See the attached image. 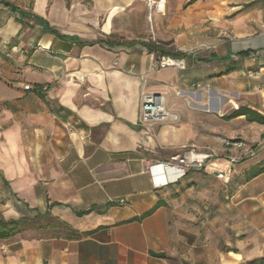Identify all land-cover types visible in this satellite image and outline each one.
Returning a JSON list of instances; mask_svg holds the SVG:
<instances>
[{
	"label": "crops",
	"instance_id": "1",
	"mask_svg": "<svg viewBox=\"0 0 264 264\" xmlns=\"http://www.w3.org/2000/svg\"><path fill=\"white\" fill-rule=\"evenodd\" d=\"M6 1L0 217L21 223L0 264H264V172L245 180L264 164V123L230 116L264 117V0ZM135 6L151 29L113 38ZM131 40L187 66L153 69L162 53ZM142 92L163 94L176 120L141 126ZM188 142L213 156L155 187L147 163Z\"/></svg>",
	"mask_w": 264,
	"mask_h": 264
},
{
	"label": "built area",
	"instance_id": "2",
	"mask_svg": "<svg viewBox=\"0 0 264 264\" xmlns=\"http://www.w3.org/2000/svg\"><path fill=\"white\" fill-rule=\"evenodd\" d=\"M155 5L156 8H159L161 0H158ZM222 35H226V33L223 32ZM151 66L153 69L166 67L185 69L187 63L183 58L169 54H162L152 61ZM141 79L144 80V76H141ZM23 87L25 89L31 88L29 84H25ZM43 89H46V86H43ZM169 120H176V118L166 108L165 97L163 94L146 92L140 94L138 123L141 126L153 129L156 124ZM220 140L224 144H230L225 138H221ZM212 156V150L199 151L194 143L188 142L180 145L179 153L173 155L170 160L147 163V170L152 184L155 187H162L183 177L190 168L203 167L205 162ZM229 160L230 163H235L238 160V157L231 156ZM232 172L233 167L230 165L223 170L217 171L215 176L224 183H227ZM169 175H174V178L170 179Z\"/></svg>",
	"mask_w": 264,
	"mask_h": 264
},
{
	"label": "trees",
	"instance_id": "3",
	"mask_svg": "<svg viewBox=\"0 0 264 264\" xmlns=\"http://www.w3.org/2000/svg\"><path fill=\"white\" fill-rule=\"evenodd\" d=\"M194 0H189V2H192ZM1 4H4L6 6H10L13 10H17V7H15L13 4L6 0H0ZM52 30V29H51ZM139 40H131L130 42H126L129 45H132ZM141 44H144L146 48L149 51H159L162 54H169L173 56H179V53L176 51H173L171 48L167 47V44L161 43V42H155L151 40H146V41H139ZM105 43L109 44H117V43H122V41L118 40H113V41H105ZM244 114L248 120L252 121H257L259 123H264V117L261 116L260 114L246 108V107H240L237 110H235L230 116H238ZM264 172V164L261 167H254L250 170H248L245 173V180H249L256 175ZM21 220H5L2 217H0V239L7 238L11 234H13L20 226Z\"/></svg>",
	"mask_w": 264,
	"mask_h": 264
},
{
	"label": "rangeland",
	"instance_id": "4",
	"mask_svg": "<svg viewBox=\"0 0 264 264\" xmlns=\"http://www.w3.org/2000/svg\"><path fill=\"white\" fill-rule=\"evenodd\" d=\"M21 1V0H19ZM66 4L70 2V0H63ZM155 4H152V10L155 9ZM132 15H131V21L129 23H122V22H116V27H119V30H116L115 33L112 34V37L115 39H126V38H139L145 36V31L148 26V29H151L149 27L150 19L153 17L152 14L147 10V8H143L141 6H135L132 8ZM126 25L125 29L122 30V27Z\"/></svg>",
	"mask_w": 264,
	"mask_h": 264
},
{
	"label": "bare ground",
	"instance_id": "5",
	"mask_svg": "<svg viewBox=\"0 0 264 264\" xmlns=\"http://www.w3.org/2000/svg\"><path fill=\"white\" fill-rule=\"evenodd\" d=\"M169 178H170V179L174 178V175H169Z\"/></svg>",
	"mask_w": 264,
	"mask_h": 264
}]
</instances>
